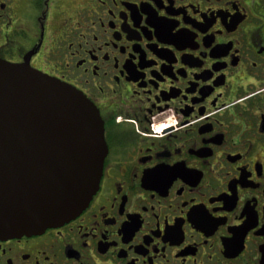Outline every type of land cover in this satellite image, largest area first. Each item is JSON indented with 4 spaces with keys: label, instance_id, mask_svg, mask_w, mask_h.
<instances>
[{
    "label": "flooded vegetation",
    "instance_id": "flooded-vegetation-1",
    "mask_svg": "<svg viewBox=\"0 0 264 264\" xmlns=\"http://www.w3.org/2000/svg\"><path fill=\"white\" fill-rule=\"evenodd\" d=\"M0 61L104 122L75 217L0 238V264H264V0H0Z\"/></svg>",
    "mask_w": 264,
    "mask_h": 264
},
{
    "label": "water",
    "instance_id": "water-1",
    "mask_svg": "<svg viewBox=\"0 0 264 264\" xmlns=\"http://www.w3.org/2000/svg\"><path fill=\"white\" fill-rule=\"evenodd\" d=\"M106 154L103 119L82 91L0 61V238L79 214L99 188Z\"/></svg>",
    "mask_w": 264,
    "mask_h": 264
}]
</instances>
